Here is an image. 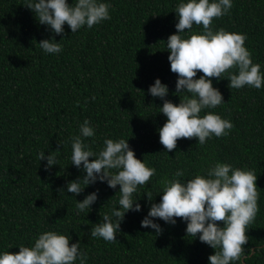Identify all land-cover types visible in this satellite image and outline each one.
<instances>
[{
    "label": "trees",
    "instance_id": "obj_1",
    "mask_svg": "<svg viewBox=\"0 0 264 264\" xmlns=\"http://www.w3.org/2000/svg\"><path fill=\"white\" fill-rule=\"evenodd\" d=\"M177 2L111 0V19L75 33L65 23L64 32L55 35L57 41L63 38L62 51L45 54L38 42L54 34L36 21L25 0H0V251L18 252L20 244L55 229L69 233L70 243L80 241L87 264H208L215 250L198 236H186L182 218L176 217L175 225L156 218L163 229L159 235L140 221L150 204L160 201L162 182L174 171L183 169L184 179H190L219 160L257 175L259 211L248 225L245 245L255 251L246 263L264 264V86L230 89L225 74L212 77L228 103L201 115L214 111L230 119L229 134L212 136L203 145L196 137L179 138L168 153L159 141L158 129L167 119L158 112L163 100L147 89L160 78L169 88L165 99L180 101L173 94L177 74L170 70L166 49L168 36L177 32ZM210 27L246 34L245 46L264 71V0H233L230 11L213 18ZM201 74L197 70V78ZM85 119L96 129L87 138L94 151L105 138H128L136 157L156 169L134 194L141 211L125 214L113 241L92 237L88 230L116 205L119 185L112 189L98 181L76 196L58 191L84 175L70 164V138ZM58 147L59 165L45 169L37 154ZM96 189L91 210L77 215L76 200Z\"/></svg>",
    "mask_w": 264,
    "mask_h": 264
},
{
    "label": "clouds",
    "instance_id": "obj_2",
    "mask_svg": "<svg viewBox=\"0 0 264 264\" xmlns=\"http://www.w3.org/2000/svg\"><path fill=\"white\" fill-rule=\"evenodd\" d=\"M233 0H178L174 11L177 16L176 33L168 36L166 49L169 51L170 70L177 74L174 95L180 97L174 103L165 97L168 85L156 78L147 92L163 100L158 109L166 121L158 129L159 141L165 151L173 150L179 138H197L203 145L212 136H227L233 127L230 119L214 111L225 102L221 91L213 86L212 77L227 78L230 89L244 86L260 89L264 86V71L254 63L245 46L246 34L229 32L224 28L213 30V18L227 14ZM24 6L32 10L36 21L46 26L54 35L41 39L38 44L45 54L62 51L63 45L55 35L64 32L65 23L72 33L82 27L92 28L104 20L111 19V0H25ZM202 25L201 31L193 25ZM188 30L187 32L185 30ZM197 70L202 74L197 78ZM222 74H225L222 78ZM139 90V89H138ZM94 99V97H93ZM96 129L85 119L79 131L70 138V164L84 175L66 181L61 192L75 196L86 186L106 182L107 186L119 189L116 205L103 213L98 223L92 224L90 235L113 241L120 232V225L128 211H141L139 198L134 196L139 186L145 185L156 169L138 159L129 146L128 138H105L102 146L94 151L87 138L95 136ZM63 145V141H58ZM59 147L54 151H40L37 158L46 161L45 169L59 165ZM90 157L94 159L90 160ZM183 169H177L171 178L165 179L159 189L160 201L152 202L147 214L141 219L142 228L155 230L159 235L163 229L156 218L175 225L176 217L186 222V236L206 243L214 253L208 256V264H246L254 249H245L247 233L259 211L257 175L254 170L236 167L226 161H215L202 173L184 179ZM99 189L76 200V214L91 210L98 199ZM115 194V195H116ZM153 201L150 192L145 193ZM222 222V223H218ZM69 233L55 229L38 233L29 245L20 244L19 251H0V264H87V253L80 241L70 243ZM247 252V254H246Z\"/></svg>",
    "mask_w": 264,
    "mask_h": 264
},
{
    "label": "water",
    "instance_id": "obj_3",
    "mask_svg": "<svg viewBox=\"0 0 264 264\" xmlns=\"http://www.w3.org/2000/svg\"><path fill=\"white\" fill-rule=\"evenodd\" d=\"M247 264V263H246Z\"/></svg>",
    "mask_w": 264,
    "mask_h": 264
}]
</instances>
